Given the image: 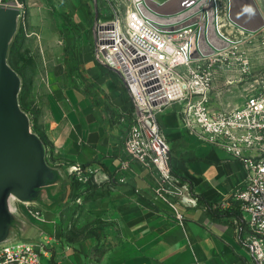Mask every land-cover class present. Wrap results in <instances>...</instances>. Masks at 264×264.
<instances>
[{
    "label": "crops",
    "instance_id": "obj_1",
    "mask_svg": "<svg viewBox=\"0 0 264 264\" xmlns=\"http://www.w3.org/2000/svg\"><path fill=\"white\" fill-rule=\"evenodd\" d=\"M155 1L171 7L184 1L167 15L152 7L161 20L195 2ZM230 2L238 26L264 27V0ZM221 24L224 32L218 30L224 37L227 29ZM93 39L92 30L91 45L75 48V81L49 87L35 98L32 124L44 135L47 154L63 170L64 180L56 200L32 205L44 221L22 209L29 222L25 238L47 235L45 258L52 264H252L242 241L244 227L229 213L232 206L220 205L241 183L242 163L188 133L180 123L178 104L166 106L157 119L170 145L172 172L198 194V206L186 207L154 192L151 170L136 161L118 171L127 128L120 117L131 103L119 75L94 59ZM73 164L90 170L93 180H75L66 172ZM90 224L94 229L88 234Z\"/></svg>",
    "mask_w": 264,
    "mask_h": 264
},
{
    "label": "built area",
    "instance_id": "obj_2",
    "mask_svg": "<svg viewBox=\"0 0 264 264\" xmlns=\"http://www.w3.org/2000/svg\"><path fill=\"white\" fill-rule=\"evenodd\" d=\"M230 3L225 19L235 22ZM219 4L218 0H195L161 20L146 0H129L123 16L116 9L109 18H95L92 52L98 64L119 75L130 98L129 112L120 117L127 128L118 171L127 169L130 160L136 161L151 170L154 192L186 207L198 206V194L172 172L170 145L157 119L166 106L178 104L180 123L188 133L242 163L241 183L220 205L235 207V222L245 229L242 241L252 264H264V71L250 75L238 105L214 109L208 103L217 70L224 66L225 51L231 47L230 39L218 30V21H223ZM0 6L7 5L0 2ZM214 32L227 40L225 44L213 42ZM250 67L246 56L239 58V74L248 75ZM66 172L81 183L93 180L92 172L80 164L66 167ZM20 205L31 217L44 221L39 209ZM176 218L182 215L177 213ZM47 240L44 235L41 240L1 244L0 264H52L45 261Z\"/></svg>",
    "mask_w": 264,
    "mask_h": 264
},
{
    "label": "rangeland",
    "instance_id": "obj_3",
    "mask_svg": "<svg viewBox=\"0 0 264 264\" xmlns=\"http://www.w3.org/2000/svg\"><path fill=\"white\" fill-rule=\"evenodd\" d=\"M146 1L149 8H155L156 13L162 15L174 12L184 2L171 7L158 6L155 0ZM0 2L6 5L20 4L21 16L14 44L9 50L8 61L21 77L19 102L29 111L32 124L35 98L49 87L63 86L75 81L78 71L74 62L75 48L78 45H91L95 18H109L116 9L123 16L129 0H23L22 2L0 0ZM228 2L229 0L220 2L219 15L227 29L230 39L228 43L231 47L225 51L227 55L224 66L217 70L216 78L208 93V103L214 109L238 105L243 99V88L248 84L250 75L264 71V27L249 30L241 28L235 22H229L230 20L225 19ZM212 40L222 45L227 41L217 37L215 32L212 34ZM243 56L250 61L248 75L239 74L237 71L239 58ZM32 128L36 130L33 124ZM48 158L50 164H58L49 154ZM16 204L21 214L27 218L20 203L16 202ZM93 229L90 224L86 232L92 233ZM23 240L33 239H24L18 235L13 241Z\"/></svg>",
    "mask_w": 264,
    "mask_h": 264
},
{
    "label": "water",
    "instance_id": "obj_4",
    "mask_svg": "<svg viewBox=\"0 0 264 264\" xmlns=\"http://www.w3.org/2000/svg\"><path fill=\"white\" fill-rule=\"evenodd\" d=\"M191 5V4H190ZM21 9L0 6V245L25 238L29 222L16 202L44 205L58 198L63 170L49 163L47 149L20 105L21 77L8 62Z\"/></svg>",
    "mask_w": 264,
    "mask_h": 264
},
{
    "label": "trees",
    "instance_id": "obj_5",
    "mask_svg": "<svg viewBox=\"0 0 264 264\" xmlns=\"http://www.w3.org/2000/svg\"><path fill=\"white\" fill-rule=\"evenodd\" d=\"M19 2H22L23 0H18ZM14 40H15V35H14V38H13V40H12V42H11V44H10V47H9V50H10V48L13 46V44H14ZM8 54H9V52H8ZM9 62V61H8ZM10 64V63H9ZM11 65V64H10ZM12 66V65H11ZM13 67V66H12ZM14 68V67H13ZM16 70V69H15ZM21 105V104H20ZM22 107V106H21ZM26 112H28L29 113V111L28 110H26L24 107H22ZM34 131H36L35 129H34ZM39 135H40V137L42 138V140L44 141V143H45V145H46V147H47V141H46V139H45V137H44V135L42 134V133H40V132H38V131H36ZM47 149V148H46ZM49 161V160H48ZM233 207V206H232ZM232 211H230L229 213H233V214H236V216H237V210H235V207H233L232 209H231ZM225 213H228V212H225Z\"/></svg>",
    "mask_w": 264,
    "mask_h": 264
},
{
    "label": "bare ground",
    "instance_id": "obj_6",
    "mask_svg": "<svg viewBox=\"0 0 264 264\" xmlns=\"http://www.w3.org/2000/svg\"><path fill=\"white\" fill-rule=\"evenodd\" d=\"M221 4H222V3H221ZM218 27H219L220 31L223 33V32H224V31H223L224 28H223V26H222V24H221L220 22H218ZM222 33H221V34H222ZM222 36H223V35H222ZM224 38L227 39V38H229V36H228V35H227V37L224 36Z\"/></svg>",
    "mask_w": 264,
    "mask_h": 264
}]
</instances>
